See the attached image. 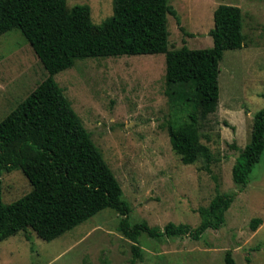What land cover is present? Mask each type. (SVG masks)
I'll list each match as a JSON object with an SVG mask.
<instances>
[{"label": "rangeland", "instance_id": "374dc122", "mask_svg": "<svg viewBox=\"0 0 264 264\" xmlns=\"http://www.w3.org/2000/svg\"><path fill=\"white\" fill-rule=\"evenodd\" d=\"M113 0H66L68 9L87 5L94 44L111 37ZM185 35L167 16L169 50L213 45L209 31L219 5L240 8L245 42L224 51L219 64V100L214 113L199 120V144L209 149L184 165L172 150L167 122L174 115L165 89V56L139 55L76 61L54 76L84 128L111 169L130 206V225H188L202 221L217 191L234 194L225 224L189 237L150 238L141 234L142 258L117 231L121 216L104 209L61 237L46 242L32 231L0 242V264H224L227 251L235 264H264V152L247 187L232 181V166L249 142L252 119L264 108V0H169ZM47 72L17 29L0 36V121L25 100ZM234 146V147H233ZM1 200L10 204L31 191L19 169L1 176ZM260 219L255 231L250 222ZM28 236V240H26Z\"/></svg>", "mask_w": 264, "mask_h": 264}, {"label": "trees", "instance_id": "16d2710c", "mask_svg": "<svg viewBox=\"0 0 264 264\" xmlns=\"http://www.w3.org/2000/svg\"><path fill=\"white\" fill-rule=\"evenodd\" d=\"M168 1L113 0L111 37L94 44L87 5L68 9L66 0H0V36L19 30L47 72V78L0 121V242L28 230L50 242L109 208L122 217L117 231L132 243L133 258L141 259V234L198 241L207 230L224 226L235 195L219 191L206 208L198 209L200 216L212 221H202L194 229L173 223L162 229L147 223L130 225V206L122 199L119 182L54 79L80 60L164 54V94L174 112L166 126L171 150L184 165L194 164L201 154L209 159V149L199 144V120L217 108L224 51L244 45L242 12L230 5L214 10L211 48L169 50L167 16L189 34ZM263 152L264 108L254 114L249 142L232 166V181L240 192ZM16 169L31 191L4 204L1 176ZM260 223L253 219L250 229L255 231ZM224 264H235L229 251Z\"/></svg>", "mask_w": 264, "mask_h": 264}]
</instances>
